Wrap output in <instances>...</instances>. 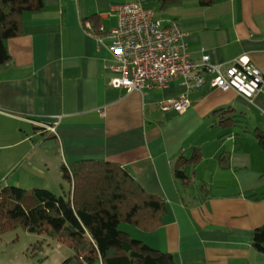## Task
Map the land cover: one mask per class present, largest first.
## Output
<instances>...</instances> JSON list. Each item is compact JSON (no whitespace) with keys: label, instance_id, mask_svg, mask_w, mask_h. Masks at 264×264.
Here are the masks:
<instances>
[{"label":"crops","instance_id":"0c3cea01","mask_svg":"<svg viewBox=\"0 0 264 264\" xmlns=\"http://www.w3.org/2000/svg\"><path fill=\"white\" fill-rule=\"evenodd\" d=\"M160 1L44 0L43 10L25 14L0 64V167L8 170L1 181L62 190L63 164L118 163L168 206L165 225L135 227L136 238L179 264H264L253 247L264 225V150L253 136L264 130V87L252 100L178 81L129 92L110 86L115 73L107 68L115 63L108 34L116 10L140 2L180 24L192 60L247 56L264 75V0H175L164 8ZM182 94L190 101L184 112L162 110V101ZM195 153L196 163H177ZM177 168L190 185L176 178Z\"/></svg>","mask_w":264,"mask_h":264},{"label":"trees","instance_id":"16d2710c","mask_svg":"<svg viewBox=\"0 0 264 264\" xmlns=\"http://www.w3.org/2000/svg\"><path fill=\"white\" fill-rule=\"evenodd\" d=\"M199 1L203 6L215 2ZM174 2L161 0L160 4L164 8ZM43 8L44 0H0V64L9 61L5 43L21 35L25 14ZM253 136L264 150V130L254 129ZM199 158L195 153L190 159L181 157L177 163H196ZM60 171L70 185L63 195L45 188L0 185V234L22 228L63 243L74 251L69 260L79 264H179L172 254L154 249L120 229L125 223L152 232L165 225L168 214L167 202L148 193L127 168L89 159L63 164ZM175 176L190 185L184 170L177 168ZM203 187L198 185V190ZM253 247L264 254V225L254 231Z\"/></svg>","mask_w":264,"mask_h":264},{"label":"built area","instance_id":"2783aa9c","mask_svg":"<svg viewBox=\"0 0 264 264\" xmlns=\"http://www.w3.org/2000/svg\"><path fill=\"white\" fill-rule=\"evenodd\" d=\"M117 27L111 30L110 51L115 63L107 66L115 73L113 88L129 92L166 88L178 81L186 89L235 91L252 100L264 87V75L247 56L231 64H218L209 55L199 62L191 59L188 33L176 21L156 16L140 2L126 3L116 10ZM102 42L101 38H98ZM190 101L186 94L161 102L164 111L184 112ZM57 124V123H56ZM57 134L55 126L47 127Z\"/></svg>","mask_w":264,"mask_h":264},{"label":"rangeland","instance_id":"374dc122","mask_svg":"<svg viewBox=\"0 0 264 264\" xmlns=\"http://www.w3.org/2000/svg\"><path fill=\"white\" fill-rule=\"evenodd\" d=\"M6 166L7 163H4L0 167V185L2 186H6L1 181L8 173ZM9 175L10 173L7 176ZM62 182L64 184L62 190L56 188V190L50 191L57 195L68 192L70 185L64 180ZM133 228L135 227L125 223L120 226L121 230L129 232L132 237H135L137 234ZM41 241L44 243L40 250L38 246ZM73 256L74 251L67 245L28 233L22 228L0 234V264H79L75 260H69Z\"/></svg>","mask_w":264,"mask_h":264},{"label":"bare ground","instance_id":"6f19581e","mask_svg":"<svg viewBox=\"0 0 264 264\" xmlns=\"http://www.w3.org/2000/svg\"><path fill=\"white\" fill-rule=\"evenodd\" d=\"M51 133V132H50ZM52 134H54V133H52Z\"/></svg>","mask_w":264,"mask_h":264}]
</instances>
